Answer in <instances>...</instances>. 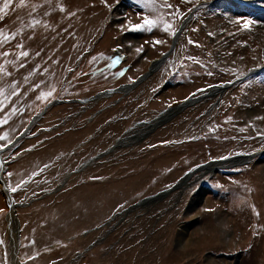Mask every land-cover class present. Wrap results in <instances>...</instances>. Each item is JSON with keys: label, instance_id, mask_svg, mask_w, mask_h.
Listing matches in <instances>:
<instances>
[{"label": "rangeland", "instance_id": "rangeland-1", "mask_svg": "<svg viewBox=\"0 0 264 264\" xmlns=\"http://www.w3.org/2000/svg\"><path fill=\"white\" fill-rule=\"evenodd\" d=\"M146 2L0 13V264H264V0Z\"/></svg>", "mask_w": 264, "mask_h": 264}, {"label": "snow or ice", "instance_id": "snow-or-ice-1", "mask_svg": "<svg viewBox=\"0 0 264 264\" xmlns=\"http://www.w3.org/2000/svg\"><path fill=\"white\" fill-rule=\"evenodd\" d=\"M24 0H21V4H23ZM12 3V0H4V5L3 8H0V13H2L4 11L5 8H8L9 5ZM144 7L148 8V7H152L154 10L156 9L155 4L152 3V0H148V2H146L144 4ZM162 7H165L167 9H173V5L172 4H165ZM60 11L63 12L65 11L64 7L61 6L60 7ZM183 13L180 12L179 7L177 6L175 8V11H169L167 12V14H165L163 11H160L158 15L154 16V17H149V16H145L142 23H136V24H132L130 25L132 30H147V31H152L155 28H163V31L166 33H169L172 36L176 35V30L174 28V20L177 16L183 18ZM167 17H171V19L167 18ZM237 22H242L243 26L245 28L250 26L251 21L243 18V17H238L237 18ZM39 23V21L33 19L32 20V24L35 25ZM209 35H212V33H209ZM155 43H163V41L157 40L155 41ZM189 43H195L194 41H192L191 39H189ZM22 47V45L20 46ZM139 50V49H138ZM3 55H8V53H3ZM21 56H27L28 53L21 51L20 53ZM119 62V57H115L112 60V64H116ZM111 66V65H110ZM241 75H243L241 73ZM0 94H3V89H0ZM13 95H15V92L13 93ZM52 92H48V93H41L40 97H38V99H43L46 98L47 96H51ZM3 107V101L0 100V108ZM7 123L6 119H0V126L4 125ZM11 140L8 137L7 133H4L3 135H0V150H3L4 147L6 146V144H10ZM7 175L10 177L12 175L11 172L7 173ZM33 175H36V173H33ZM17 189L16 188H12V191L15 192ZM5 210L0 208V213H3ZM0 243H2V241H0Z\"/></svg>", "mask_w": 264, "mask_h": 264}, {"label": "water", "instance_id": "water-1", "mask_svg": "<svg viewBox=\"0 0 264 264\" xmlns=\"http://www.w3.org/2000/svg\"><path fill=\"white\" fill-rule=\"evenodd\" d=\"M24 135H25V134H24ZM24 135H23V136H24ZM23 136H22V137H23ZM22 137L18 138L17 141L20 140ZM17 141H16V142H17Z\"/></svg>", "mask_w": 264, "mask_h": 264}]
</instances>
